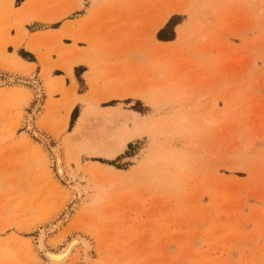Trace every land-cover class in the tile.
<instances>
[{
	"label": "rangeland",
	"instance_id": "1",
	"mask_svg": "<svg viewBox=\"0 0 264 264\" xmlns=\"http://www.w3.org/2000/svg\"><path fill=\"white\" fill-rule=\"evenodd\" d=\"M63 217L64 264H264V0H0V264Z\"/></svg>",
	"mask_w": 264,
	"mask_h": 264
},
{
	"label": "bare ground",
	"instance_id": "2",
	"mask_svg": "<svg viewBox=\"0 0 264 264\" xmlns=\"http://www.w3.org/2000/svg\"><path fill=\"white\" fill-rule=\"evenodd\" d=\"M21 27V26H20ZM20 29V32L22 35H26V31H24L23 29L19 28ZM20 46V43H15L14 47H18ZM34 48H31V52L33 51L34 52ZM42 61L43 58H41ZM19 62H22L21 60H19ZM44 64V68H43V78L48 80L50 79V75H51V66L49 65V63L47 61H44L43 62ZM34 69V65H32L31 67H29V69H27L28 73L33 71ZM63 70L71 75L72 74V68L71 66H65L63 67ZM32 73V72H31ZM26 74V73H25ZM29 77V76H28ZM32 86L34 87V89L37 91L38 93V105L37 107H39L42 103V92H43V87L42 85L40 86V84L37 82V81H33L32 83ZM51 89V88H50ZM49 95L52 94V92H54L52 89L48 91ZM72 93V92H71ZM75 103V102H74ZM74 103L71 104V106L69 107V111L73 108L74 106ZM110 112V111H109ZM107 113V111H106ZM131 114V113H130ZM133 115H135L134 113H132ZM35 115H29L28 117V125H29V130L31 132V134L40 139L42 142L44 143H49V140L46 139L45 137H43V135L41 134L40 131L34 129L33 127V122L35 120H33ZM108 116V115H107ZM103 121H106L108 122L107 120V117L106 116H103ZM120 119V118H119ZM128 120H131L133 122V127H130L129 123H128ZM138 119L135 118V116H133L132 118L130 119H125L123 120L122 122H120V124L117 126L116 128V132L113 133V147L111 149H109V152L111 153H118L120 151H122L128 144L129 140L131 138H133L134 136H136L139 131H140V127L138 125ZM115 121L116 118H115ZM105 123V122H104ZM83 136V135H82ZM112 136V135H111ZM80 137V136H79ZM71 140V139H70ZM77 141V140H76ZM74 146V145H73ZM78 148L77 146H74V148ZM66 148V147H65ZM71 148V147H70ZM65 150V149H64ZM76 152V149H73V153L74 155L79 153V152ZM78 150V149H77ZM53 159H54V166H55V170H56V174L66 182V184L68 185L69 189H72V190H75V193H76V198L79 199L81 198L82 196V191L79 189V183H78V180H77V177L75 176H70V177H67L65 175V166L69 164L72 160V154H70V149L69 151L66 150L64 152V154H62V152L59 150V149H56V148H53ZM108 151V150H107ZM71 152V153H72ZM78 156L76 157H73V159L76 161V165L79 164V161H78ZM75 163V162H74ZM81 165V164H80ZM78 167V166H77ZM79 170H81L79 167H78ZM85 169V168H84ZM87 173V172H86ZM77 174V173H76ZM80 173H78L79 175ZM81 175V174H80ZM84 176V175H83ZM99 187V186H98ZM98 192V191H97ZM101 192V191H100ZM71 198V197H70ZM73 198V197H72ZM94 199V198H93ZM71 200V199H69ZM81 200V199H80ZM66 217H63L62 219L60 218L57 222H55L54 224L48 226V227H45L43 229V231H41V234H40V237H39V241H38V248L39 250L41 251V253L43 254V256L48 260V263L47 264H64L71 256H72V253L75 251V248L82 244L83 247V251H85L88 247V242L86 243L85 240L82 238V237H74L73 239H71L65 246L63 249H61L60 251H52L51 249H49L46 245V243L44 242V236L47 235V234H50L52 232H54L55 230H57L62 224L63 222L65 221ZM88 244V245H87ZM89 248V247H88ZM90 249V248H89ZM86 258V257H85ZM80 260V259H79ZM79 262V261H78Z\"/></svg>",
	"mask_w": 264,
	"mask_h": 264
},
{
	"label": "crops",
	"instance_id": "3",
	"mask_svg": "<svg viewBox=\"0 0 264 264\" xmlns=\"http://www.w3.org/2000/svg\"><path fill=\"white\" fill-rule=\"evenodd\" d=\"M35 33H36V32H35ZM21 61H22V60H21ZM22 63H23V61H22ZM35 64H36V66H37V65L39 66L38 63H35ZM76 66H78V65H76ZM76 66H74V67H76ZM71 68H72V67H71ZM79 68H81V67H76L74 70H77V69H79ZM74 70H73V73H74ZM40 72H41V69H40ZM68 75H69V74H68ZM68 75H67V78L70 80V83H69L68 86H70L71 83H72V79H71ZM60 78H63L62 75L56 77L57 80H60ZM63 79H64V78H63ZM68 86H66V87H68Z\"/></svg>",
	"mask_w": 264,
	"mask_h": 264
},
{
	"label": "trees",
	"instance_id": "4",
	"mask_svg": "<svg viewBox=\"0 0 264 264\" xmlns=\"http://www.w3.org/2000/svg\"><path fill=\"white\" fill-rule=\"evenodd\" d=\"M174 18V17H173ZM22 57V56H21ZM26 60V59H25ZM31 62V61H30Z\"/></svg>",
	"mask_w": 264,
	"mask_h": 264
}]
</instances>
